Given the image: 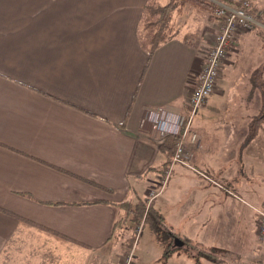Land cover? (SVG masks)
I'll return each instance as SVG.
<instances>
[{
    "label": "crops",
    "instance_id": "crops-1",
    "mask_svg": "<svg viewBox=\"0 0 264 264\" xmlns=\"http://www.w3.org/2000/svg\"><path fill=\"white\" fill-rule=\"evenodd\" d=\"M253 1L260 25L233 37L192 124L193 165L241 201L175 166L150 204L175 234L223 264H240L235 251L258 236L255 210L264 209V115L248 141L264 104V52L256 65L246 52L264 34V0ZM147 3L0 0V264L85 263L110 246L125 216L112 204L131 193L133 205L145 203L159 189L170 142L141 126L159 110L172 113L162 116L172 131L176 114L187 117L218 24L203 9H185L172 39L149 58L152 34L140 24ZM179 250L164 264L202 258Z\"/></svg>",
    "mask_w": 264,
    "mask_h": 264
},
{
    "label": "built area",
    "instance_id": "built-area-1",
    "mask_svg": "<svg viewBox=\"0 0 264 264\" xmlns=\"http://www.w3.org/2000/svg\"><path fill=\"white\" fill-rule=\"evenodd\" d=\"M213 8V19L218 24V32L214 39L212 47L207 52L201 72L197 77V84L188 98L189 113L187 117L179 116L177 129L172 131L169 123L163 119L164 114H172L169 110H159L152 118L146 115L143 123L150 119V126L146 124L141 126V132L151 137L164 141L168 137L177 139L173 156L165 171V177L158 190L152 191L148 199L145 201L147 207L152 201L158 197L165 188L170 178V174L175 166H181L200 176L205 181L212 183L228 195L241 199L232 191L227 190L224 186L217 184L215 181L207 177L203 171L193 165L191 161V147L198 146V137L192 131L193 120L197 112L203 108L208 99L214 94L217 79L222 66L226 61L227 50L233 37L241 31H250L260 24L257 22L254 13L253 0H205ZM175 115V114H174ZM257 215V233L260 239H264V209L255 210ZM144 220L137 227V238L143 231Z\"/></svg>",
    "mask_w": 264,
    "mask_h": 264
},
{
    "label": "trees",
    "instance_id": "trees-1",
    "mask_svg": "<svg viewBox=\"0 0 264 264\" xmlns=\"http://www.w3.org/2000/svg\"><path fill=\"white\" fill-rule=\"evenodd\" d=\"M187 4L196 8H202L207 13L213 14L212 6L203 0H148L147 5L144 7L140 24L144 30L152 34L149 40V49L145 50L149 58L152 57L153 53L161 45L169 42L177 32L176 19L183 15ZM263 115L264 104L261 115L251 123L248 141L252 140L257 134ZM166 141L170 142L167 149L172 152L170 155L172 158L177 139L175 137H168L164 140V142ZM132 195L131 193V196L121 204H112L115 210L118 212L124 211L125 213V216L119 217L113 225L112 234L115 243H118L124 237L127 223L134 224L135 226L144 218L145 225L146 223L152 225L157 242L164 247V259L170 258L174 252L182 249L177 246L179 244L186 251L188 249L192 250L199 257L205 258L213 264H223L213 253H206L187 239L175 234L166 226L163 217L154 211L151 206L147 207L143 201H138L136 205H133Z\"/></svg>",
    "mask_w": 264,
    "mask_h": 264
},
{
    "label": "rangeland",
    "instance_id": "rangeland-1",
    "mask_svg": "<svg viewBox=\"0 0 264 264\" xmlns=\"http://www.w3.org/2000/svg\"><path fill=\"white\" fill-rule=\"evenodd\" d=\"M186 7L185 9H188V11L189 10L196 11V7L194 8L193 6L188 4L186 5ZM185 13L187 14V11ZM259 15L263 16V13L259 12ZM262 18H264V16ZM217 32H218V28H217ZM257 33H258L257 34L258 38L261 40L257 39L255 41L259 43L260 46L256 49L252 48L246 51L249 54L251 53L253 55L255 53L254 57H250L253 59L255 58L253 61L254 65L257 64V62L260 60L264 52L262 51V47L264 46V34L263 32H257ZM140 35H141L140 36L141 40L145 41L147 34L144 33V31H142ZM250 41L254 42L253 40ZM227 57L228 55L226 56V59ZM142 220H144L143 231L141 232L140 236L137 238L136 237L137 227ZM142 220L135 226H132L130 225V223H127L126 228L124 230V237L118 243H115V241L111 242L109 247H107L105 250L101 251L100 253L96 254L95 256L87 255L85 259V263H83V259L82 257H80V264H164L165 261L162 256V250L164 247L162 245L157 244L156 239L154 237L152 225L150 223H146L145 225V219L143 218ZM262 241L264 240L259 239L257 234L253 238V241L244 240V242L242 243L243 248L235 251L243 256V258H240V264H264V242ZM188 251H190V253L194 255L197 254L192 250L188 249L187 252ZM181 254H183V252L181 250H177L172 257L174 259L175 257H178ZM231 258L229 257L224 258L225 264H232ZM180 264L183 263L180 262ZM189 264H210V263L204 260V258H201L197 260V262H193V263L190 262Z\"/></svg>",
    "mask_w": 264,
    "mask_h": 264
},
{
    "label": "water",
    "instance_id": "water-1",
    "mask_svg": "<svg viewBox=\"0 0 264 264\" xmlns=\"http://www.w3.org/2000/svg\"><path fill=\"white\" fill-rule=\"evenodd\" d=\"M177 246H178V247H181V248H184L183 246H181V245H179V244H178Z\"/></svg>",
    "mask_w": 264,
    "mask_h": 264
}]
</instances>
